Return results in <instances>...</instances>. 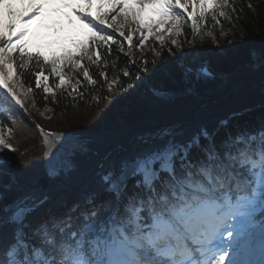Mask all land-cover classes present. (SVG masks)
Returning <instances> with one entry per match:
<instances>
[{
    "label": "snow or ice",
    "instance_id": "obj_1",
    "mask_svg": "<svg viewBox=\"0 0 264 264\" xmlns=\"http://www.w3.org/2000/svg\"><path fill=\"white\" fill-rule=\"evenodd\" d=\"M227 6L229 0H0V91L26 111L32 89L21 91L17 66L35 61V84L45 94L53 92L47 66L59 77L57 88L69 82L65 67L83 69L94 85L82 61L101 60L93 49L117 43L99 26L119 24L130 48L133 31L141 46L145 30L164 45V25L178 36L191 20L199 34L198 19L226 17ZM153 139L103 173L100 191L86 192L63 216L31 219L49 197L14 188L13 178L0 191V264H225L230 255L228 264H264V124L219 142L203 129L186 141L168 128ZM4 149L15 151L0 133ZM60 170L52 163L48 175Z\"/></svg>",
    "mask_w": 264,
    "mask_h": 264
},
{
    "label": "trees",
    "instance_id": "obj_2",
    "mask_svg": "<svg viewBox=\"0 0 264 264\" xmlns=\"http://www.w3.org/2000/svg\"><path fill=\"white\" fill-rule=\"evenodd\" d=\"M223 10L227 12L226 17L217 15L214 19L208 16L206 22H201L198 19L199 34L192 32L186 22L182 24L181 34L173 39L177 41L176 44H172V40L164 34L166 36L164 45H161L154 37L147 35L148 38L141 46L139 44L140 34L133 31V43L128 49V53L134 62L124 56L123 52L126 51V47L123 43L118 41L117 43H102L93 49V54L100 53L101 60L95 61V63L86 59L83 61V65L89 69L92 78L97 81L94 85L88 84L83 77V69L77 72L65 67L64 74L67 75L70 86L57 88L56 83L59 77L46 68L45 75L49 76L48 82L53 92L45 94L43 88H38L35 84L34 73L38 70L37 64L31 61L28 68L25 69H20L17 66L15 70L23 85L22 90L32 89L26 98V103L37 112V117L43 119L44 122L63 129L76 128L83 137L88 139L93 148L101 149L99 147H108L113 142L123 144L121 140L126 141L136 136L137 134L134 135L133 132L141 129L152 115L165 117L175 115L179 107L180 111L185 112V104L182 101L179 102L178 108H175L164 100H154L147 80L149 79L161 87L180 85L182 67L186 63L184 61H187L182 57L180 59V56L183 54L187 58L193 49H204L210 62L216 67L225 68L228 71L239 70L240 67L246 65L250 67L256 62V71L253 74L258 79H264V63L260 65L256 61V57L251 56V49L255 47L264 58V0H229V6ZM129 27L135 28V24L130 23ZM208 27L216 32L218 42L223 46L221 50L212 46L211 40L203 33L202 29ZM125 31L127 32L126 29ZM18 63L17 59L16 64L18 65ZM124 71L129 74L125 76ZM101 72H104L106 77L100 76ZM77 82H79L77 90L74 92L72 85ZM241 95L244 97L253 96L245 85L236 90L232 97L219 106L227 108L233 105L236 98ZM46 105L53 109L49 118L41 115V110ZM11 116L12 118L9 119L0 113V129L4 132L6 125H9L12 130L10 139L12 143L24 145L26 143L23 139L34 129L23 119L17 118L14 113ZM100 118L106 119L107 126L114 123L116 129L114 131L108 129V132L103 131L102 133L96 131L95 133L92 126L100 125L101 128ZM262 124H264V110H258L253 114H248L242 120H238L235 127L232 126L221 132L215 140L219 142L230 134L234 136L240 132H249L254 126L257 129ZM134 126L136 127L133 128ZM147 126L145 125V128ZM31 147L24 155H19V151L9 152L4 149L1 153L4 158L2 166L15 165L20 169L32 158L33 162L28 170L29 178L36 174L37 178L44 177L46 181H49L50 178L46 174L39 172V146L35 143ZM17 156L22 165L16 160ZM90 163V160L78 154L73 160L74 168L67 172L69 173L67 176L78 174ZM62 176L64 175L55 178L54 181H62ZM6 179L7 176L0 170V191L4 190ZM51 187L53 188L54 185L41 186L36 182L33 185V191L38 195ZM11 195L12 193H9V198ZM73 206L69 204L67 208L53 214L63 216L69 213Z\"/></svg>",
    "mask_w": 264,
    "mask_h": 264
},
{
    "label": "bare ground",
    "instance_id": "obj_3",
    "mask_svg": "<svg viewBox=\"0 0 264 264\" xmlns=\"http://www.w3.org/2000/svg\"><path fill=\"white\" fill-rule=\"evenodd\" d=\"M31 138L32 142H34L33 137L27 136ZM86 137L77 138L74 136L66 135V134H47L43 135V142L45 145V157L48 165L52 163L53 154L58 152H62L66 149H75L76 147L82 148L84 152L86 145H84L81 140H84Z\"/></svg>",
    "mask_w": 264,
    "mask_h": 264
},
{
    "label": "rangeland",
    "instance_id": "obj_4",
    "mask_svg": "<svg viewBox=\"0 0 264 264\" xmlns=\"http://www.w3.org/2000/svg\"><path fill=\"white\" fill-rule=\"evenodd\" d=\"M110 17H111V14L109 16V19L111 20ZM168 36L171 38V37H174L175 35L168 33ZM211 39H212V42H213L214 46L218 48L220 46V44L218 43L217 39H215L213 37ZM202 54H203V51L196 50L195 52L192 53L193 57H191V58H193V60L195 62H197V59L199 58V56H202ZM205 58H206V56L203 54L202 59L204 60ZM43 112H44V114H49L50 113V109L49 108H44Z\"/></svg>",
    "mask_w": 264,
    "mask_h": 264
}]
</instances>
